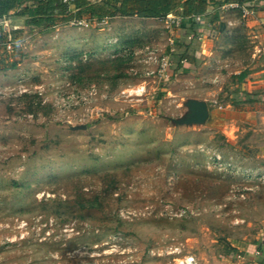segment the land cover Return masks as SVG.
Segmentation results:
<instances>
[{
    "label": "rangeland",
    "instance_id": "obj_1",
    "mask_svg": "<svg viewBox=\"0 0 264 264\" xmlns=\"http://www.w3.org/2000/svg\"><path fill=\"white\" fill-rule=\"evenodd\" d=\"M133 21L2 25L0 264H213L264 238L257 135L187 121L200 89L155 72L173 42Z\"/></svg>",
    "mask_w": 264,
    "mask_h": 264
},
{
    "label": "crops",
    "instance_id": "obj_2",
    "mask_svg": "<svg viewBox=\"0 0 264 264\" xmlns=\"http://www.w3.org/2000/svg\"><path fill=\"white\" fill-rule=\"evenodd\" d=\"M78 2L81 4L78 7L73 3L69 6L71 14L65 21L31 27L25 22L28 15L21 12L24 6L33 7L37 2L24 0L0 20V25L17 22L11 32L17 33L27 26L37 33L74 26L70 23L72 20L83 19L86 25L78 27L80 30L107 34L121 31L134 20V26L128 27H137L138 31L152 36L160 33L164 40L167 37L173 42L174 47L166 45L167 50H172V60L174 54L183 53L185 49L192 57L177 71L172 72L169 66L167 78L172 79L178 74L183 82L191 79L200 89L196 98L206 104L208 113L199 125L212 124L220 115L224 116L223 131H238L242 125L246 135L255 133L258 138L255 142L260 144L256 155L257 170L245 171L243 175L248 177L252 172H264V0H171L173 10L154 17L123 15L118 10L120 0ZM173 16L184 17L183 22L199 16L200 21L166 27V18ZM4 34L7 37V32ZM203 81L212 86L211 91L216 97L226 101L222 103L214 98L209 101L211 91L205 89L206 93H202ZM222 106L231 110L223 111ZM232 246L233 250L219 255L221 258L213 264H264V238L241 248Z\"/></svg>",
    "mask_w": 264,
    "mask_h": 264
},
{
    "label": "trees",
    "instance_id": "obj_3",
    "mask_svg": "<svg viewBox=\"0 0 264 264\" xmlns=\"http://www.w3.org/2000/svg\"><path fill=\"white\" fill-rule=\"evenodd\" d=\"M24 0H0V20L6 17L9 11L17 5L23 3ZM36 6H24L22 15L27 14L28 18L25 21L31 27L51 26L57 21H65L70 16L69 6L62 3L60 0H35ZM204 1V0H203ZM76 7L80 6L78 0L72 2ZM186 3V2H185ZM187 4H190L187 1ZM174 6L171 0H120L119 12L123 15H140L147 17L160 16L172 11ZM58 15V16H56ZM185 22L194 23L193 18H187ZM184 20V17H183ZM183 22V21H182ZM183 22V23H185ZM6 34H4L2 26L0 25V43L6 42ZM173 55V54H172ZM192 59L185 49L183 53L173 55L171 71L179 70L185 61ZM234 248L229 247V250Z\"/></svg>",
    "mask_w": 264,
    "mask_h": 264
},
{
    "label": "built area",
    "instance_id": "obj_4",
    "mask_svg": "<svg viewBox=\"0 0 264 264\" xmlns=\"http://www.w3.org/2000/svg\"><path fill=\"white\" fill-rule=\"evenodd\" d=\"M60 1L67 5H71L73 2V0H60ZM192 18L195 21H200L199 16H194ZM182 21H183V17H179V16L178 17H175V16L167 17L165 24H166V27L169 28L170 26H179L182 23ZM70 23L71 25L80 26V27H83L86 25V22L83 19H75V20H72ZM169 41H170V44H172V40L169 39ZM171 64H172V59L170 57V54L166 55L165 57L162 56L158 62V66L155 69V72H157L158 74L167 76V69ZM153 72L154 70H151L149 73L153 74ZM144 89H145L144 86H136V88L133 89L132 93L141 94L142 92H144ZM177 264H198V261L195 258V256L190 254V255H187L181 258Z\"/></svg>",
    "mask_w": 264,
    "mask_h": 264
},
{
    "label": "water",
    "instance_id": "obj_5",
    "mask_svg": "<svg viewBox=\"0 0 264 264\" xmlns=\"http://www.w3.org/2000/svg\"><path fill=\"white\" fill-rule=\"evenodd\" d=\"M189 111L187 121H193L198 124H201L205 120L208 113L206 104L197 100H193L189 103ZM85 127L84 124L71 126L72 129H84Z\"/></svg>",
    "mask_w": 264,
    "mask_h": 264
}]
</instances>
